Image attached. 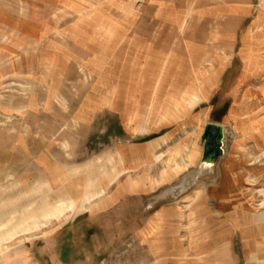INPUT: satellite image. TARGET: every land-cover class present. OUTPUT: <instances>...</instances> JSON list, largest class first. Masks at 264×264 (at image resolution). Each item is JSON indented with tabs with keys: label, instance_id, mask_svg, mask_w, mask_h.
Wrapping results in <instances>:
<instances>
[{
	"label": "rangeland",
	"instance_id": "374dc122",
	"mask_svg": "<svg viewBox=\"0 0 264 264\" xmlns=\"http://www.w3.org/2000/svg\"><path fill=\"white\" fill-rule=\"evenodd\" d=\"M142 1L0 0V130L24 138L18 142L19 148L32 149L34 141L27 139H37L35 132L45 133L46 144L61 145L63 141L59 140H73L74 152L65 157L74 168L68 173L75 178L73 182L83 175L88 177L93 164L113 165L115 177L109 190L116 196L125 178L135 182L143 171L148 182L150 190L131 195L130 231L122 226L127 221L117 205L114 244L111 247L108 243L107 247L112 251L91 253L93 259L79 264H145L150 254L146 241L154 239L156 232L150 220H155L164 207H182L183 211L177 239L184 252L167 258L176 264L196 261L187 244L188 234L191 241L199 234L198 230L186 232L189 220L196 218L190 209L202 203L201 187H211L226 173L241 185L243 200L253 211L264 213V0L241 4L249 8L251 15L238 30L237 43L230 50L231 58L225 68H216L213 60L205 61L204 66L201 60H192L191 45L170 44V56L175 60L157 61V71L147 77L154 86L162 81L159 94L140 92L135 86L145 62L144 54L138 52L142 51L139 41H146L148 48L154 47L152 41L159 39L163 31L161 27H149L153 20L146 22L147 28H140V16L144 19L145 15L140 12ZM214 2L208 6L212 12ZM184 31L189 29L180 32ZM178 32L171 31L172 42ZM161 45L157 59L167 56L168 44ZM211 54L214 58L216 52ZM147 65L142 73L154 68V62ZM169 84L174 92L169 90ZM111 86L116 88L108 97L110 93L106 95L104 90ZM165 86L167 90L162 92ZM94 95L115 105V111L98 110L93 124L94 120L88 119L92 113L88 98ZM21 98L25 106L14 108ZM30 101L39 102L35 105L36 116H44L43 120L36 119L33 126L27 125L24 118ZM51 105L73 119L63 121L48 110ZM208 123L220 126L214 148L203 138ZM148 145L153 146V155L137 158L138 152ZM129 151L132 157L128 165L125 155ZM37 154L34 152L32 159ZM17 169L20 168L13 169L14 175H20ZM169 170L175 174L173 180L160 182L165 173L170 174ZM106 192L102 195H108ZM138 202L140 209L134 204ZM76 211L78 206L67 209L62 220H53L59 214H45L44 222L40 214L36 216L34 232L28 235L20 221L19 235L8 243L14 252L0 247V264H5L9 256L18 264H26L28 258L34 264H44V239L52 238L54 244ZM21 212L22 209L17 215L21 216ZM17 215L12 224L17 222ZM27 240L33 248L30 253L23 251ZM231 246L232 254L238 258L234 264H243L239 243Z\"/></svg>",
	"mask_w": 264,
	"mask_h": 264
},
{
	"label": "crops",
	"instance_id": "0c3cea01",
	"mask_svg": "<svg viewBox=\"0 0 264 264\" xmlns=\"http://www.w3.org/2000/svg\"><path fill=\"white\" fill-rule=\"evenodd\" d=\"M218 1L144 0V3L143 1L140 2L142 7L140 12L145 14V20L142 15L140 16V28H147L146 22L153 20L155 21L154 24L149 25V27H161L163 30L161 37L152 41L154 47L148 48L146 41H139L138 48L141 46L142 51L139 49L138 52L141 53V56L144 54L143 58H145L143 59L145 60L144 66L138 71L139 84L135 85L140 92L161 93L162 81L158 86H154L151 81H147V77L157 71V61L167 59L170 62L172 59L175 60V57L170 56L169 52L172 43L174 46L191 45L193 54H190V58L196 60L195 62L197 59L201 60L203 66L205 61L213 60L217 63L216 68L226 67L231 58L230 50L237 43L238 30L251 14L248 7H241V4L247 2L246 0H224V3L222 0ZM213 2L216 7H213L212 12L208 6L212 5ZM228 3H232V5L228 7ZM212 28L214 29L211 30ZM176 29L179 32L177 37H174L176 40L172 42L171 31H176ZM181 29H189V31L181 33ZM144 35L147 36L146 31ZM125 42L131 44L130 41ZM161 42L168 44L167 56L165 58L161 56L157 59L158 53L161 51ZM204 45H211V47L206 48ZM211 51L216 52L214 58H212ZM149 62H154V68L148 73H142L145 68L148 69L147 64ZM214 65H211L212 70L215 69ZM210 76V78L213 77L211 74ZM129 87L128 89H130ZM166 87L162 92L167 90ZM115 88L113 86L107 87L104 93L109 92L110 95H106L110 97ZM128 89L127 91H129ZM169 90L174 92L170 84ZM122 91L125 93L124 90ZM145 98V95L141 97L142 100ZM140 102L142 103V101ZM38 103L35 101L28 103V110L24 116L27 125H35L36 119L43 120L44 116H36L35 110ZM88 103L90 106L85 105V107H91L92 113L88 115V119H93V124L95 123L94 116L98 110L111 109L115 111V105L100 101L98 95L89 97ZM14 106L16 109H21L25 106V102L22 98L18 99ZM53 107L50 109L48 107V110L54 111L63 121L72 117ZM34 134H38L37 139H27L34 141L32 149L24 148L23 145H21L23 148H19L18 142L23 141L24 138L20 139L18 136H13V133L9 134L0 130V173L2 174L0 178V189L2 188L0 191V247H6L4 249L6 252H14L8 247V243L19 235L20 221L28 235L34 232L36 216L42 214L41 220L44 222L47 219L45 214L47 216L54 213L59 215L53 220H62L66 218L67 209L78 206V211L68 218L72 221H67L61 228L62 230L57 236L59 239H56L54 244H52V238L44 239L45 242L42 247L44 264H79L78 262H88L93 259L91 253L112 251V248L107 247L108 243L111 247L114 244L116 206H121L127 221L125 224L122 223V226L126 225L129 232L133 203L131 195H140L150 190L147 189L148 182L142 175L143 171L135 182L130 181V178H125L118 188L117 196L115 193L113 194L114 191L109 190L115 177L113 165L104 167L97 164L90 165L87 171L88 177L85 173L86 175L81 176L79 180L76 179L78 183H76L77 181L73 182L72 179L75 180V178L69 176L68 173L74 171V168L65 157L67 153L74 152V141L69 143L63 139L59 140L63 141L61 145L46 144L44 132H35ZM14 142L16 143L14 144ZM152 148V145H148L144 151L138 152L137 158H147L153 155ZM34 152H38L36 159H32ZM193 156L194 154L191 152L190 157ZM125 157L128 158L129 165L131 153ZM17 167L20 169H17L16 172L20 175H14L13 169ZM101 173L102 175H100ZM169 173L171 176L166 177L165 173L160 182L173 180L174 172L169 170ZM226 174L214 181L211 187H201V197H199L202 203L194 204L190 209L191 215L195 212L196 218L190 216L191 219L186 232L198 230L199 234L198 237H194L193 241L190 240V234H188L187 244L196 261L187 260V264H234L238 261L237 256H234L231 251V245L235 242L239 243L241 247L243 264H264V213L253 211V207L243 200L241 185L233 177ZM5 188L6 190L2 191ZM105 192L108 195L103 196L102 194ZM111 192L112 196L109 195ZM134 204L140 209V202ZM20 209H22L21 216H18ZM180 210L182 207H177V209L176 207H164L155 220H150V224L154 223L153 229L156 232L154 239L146 241L148 248H150V254L147 256L148 259L145 264L149 261H152V264H176L167 257L169 255L178 256L184 252L177 239L178 222L181 220L180 215L183 212ZM15 214L18 216L17 222L12 224ZM9 219L11 220L10 224L6 223ZM49 219L51 220L50 216H48ZM95 232L97 233L95 234ZM169 245L170 250L167 249ZM32 250L33 248L27 240L23 251L30 253ZM15 251L18 252L19 250L15 249ZM5 264H18V262L9 256L5 260ZM26 264L34 263L28 258Z\"/></svg>",
	"mask_w": 264,
	"mask_h": 264
},
{
	"label": "water",
	"instance_id": "95a60500",
	"mask_svg": "<svg viewBox=\"0 0 264 264\" xmlns=\"http://www.w3.org/2000/svg\"><path fill=\"white\" fill-rule=\"evenodd\" d=\"M209 132H212L213 134H214V137H215V140H214V142L213 143H211V144H209L210 146H211V148L213 147H216V143H217V141H218V139H219V134H220V126L219 125H217V124H208V125H206V127H205V130H204V136H203V138H204V140H206L207 141V133H209ZM209 146V147H210ZM210 148V149H211ZM207 149H209V148H207ZM206 149V150H207ZM213 153H215V151L213 150L212 151Z\"/></svg>",
	"mask_w": 264,
	"mask_h": 264
},
{
	"label": "flooded vegetation",
	"instance_id": "af4514ba",
	"mask_svg": "<svg viewBox=\"0 0 264 264\" xmlns=\"http://www.w3.org/2000/svg\"><path fill=\"white\" fill-rule=\"evenodd\" d=\"M206 136H207V142H208V144H211V143L214 142L215 137H214V134L212 132L207 133Z\"/></svg>",
	"mask_w": 264,
	"mask_h": 264
},
{
	"label": "bare ground",
	"instance_id": "6f19581e",
	"mask_svg": "<svg viewBox=\"0 0 264 264\" xmlns=\"http://www.w3.org/2000/svg\"><path fill=\"white\" fill-rule=\"evenodd\" d=\"M205 71H208L207 69H205ZM171 175H169V174H166V177H170Z\"/></svg>",
	"mask_w": 264,
	"mask_h": 264
}]
</instances>
